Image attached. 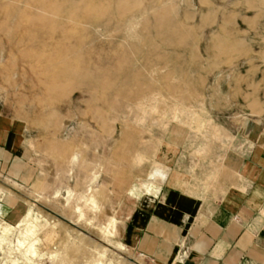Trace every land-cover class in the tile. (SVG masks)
Masks as SVG:
<instances>
[{"label":"rangeland","instance_id":"374dc122","mask_svg":"<svg viewBox=\"0 0 264 264\" xmlns=\"http://www.w3.org/2000/svg\"><path fill=\"white\" fill-rule=\"evenodd\" d=\"M57 1L0 0V127L27 135L39 173L31 185L0 175L20 209L0 224L34 210L38 256L20 264H155L123 245L119 204L159 184L175 148L264 118V0H135L122 16L120 0H67L61 15L87 12L66 41L30 21Z\"/></svg>","mask_w":264,"mask_h":264},{"label":"crops","instance_id":"0c3cea01","mask_svg":"<svg viewBox=\"0 0 264 264\" xmlns=\"http://www.w3.org/2000/svg\"><path fill=\"white\" fill-rule=\"evenodd\" d=\"M254 80L262 90L264 79ZM3 125L0 175L31 185L39 173L30 141ZM224 129L217 142L175 148L167 170L150 177L164 173L159 184L124 196L116 213L124 246L155 264H264V118ZM6 193L0 216L16 219Z\"/></svg>","mask_w":264,"mask_h":264},{"label":"bare ground","instance_id":"6f19581e","mask_svg":"<svg viewBox=\"0 0 264 264\" xmlns=\"http://www.w3.org/2000/svg\"><path fill=\"white\" fill-rule=\"evenodd\" d=\"M53 3V1H52ZM67 0H59L57 2H54L53 9L50 10V12L46 14H33L31 17V22L34 24H46L51 26V34H55L57 32L61 33V40L66 41L68 31L66 30L65 26H69L70 24H75L78 22H82L86 20V12L87 10H84V12H75L74 14H69L68 16L61 15V12L66 11ZM138 2L133 0L131 2L120 0L119 1V12L118 15L122 16L126 13L133 10L135 7H137ZM83 8L86 7L85 4H82ZM61 8V9H60ZM80 10V9H79ZM159 17V16H158ZM160 24H165V18L159 17ZM108 26V25H106ZM82 40L78 41L80 43ZM84 43L83 41L81 42ZM66 55H72V52L67 51ZM69 60L68 57L64 59ZM63 61V63H64ZM65 66V63H64ZM65 76H75V74L83 76L82 83L86 85V79L90 76L92 78V75L94 73H91L90 70H87L83 68L82 71L76 72L73 70H69L65 68ZM93 79V78H92ZM87 86V85H86ZM77 157H73L72 162H76ZM89 206L95 210H100V205L96 199L89 198L88 200ZM79 217L81 219L82 213L79 212ZM38 219L36 217V214L32 208L28 209L22 219L19 221V223L16 226H12L10 224H0V231H3L0 233V251L3 252L4 259L6 261V264H20V261H25L24 257H37V247L40 243V227L38 224ZM116 218H110L108 221L107 227L102 230V237L103 239L109 243L113 244L110 241L111 238V232L110 227L115 226L117 224ZM4 246H7L4 248ZM116 249L120 252L124 251V246L122 244H119L115 246ZM108 249L106 247H102V252H107ZM22 259V260H21Z\"/></svg>","mask_w":264,"mask_h":264},{"label":"water","instance_id":"95a60500","mask_svg":"<svg viewBox=\"0 0 264 264\" xmlns=\"http://www.w3.org/2000/svg\"><path fill=\"white\" fill-rule=\"evenodd\" d=\"M130 262L133 263V264H135V263H134V262H135L134 260H130Z\"/></svg>","mask_w":264,"mask_h":264}]
</instances>
